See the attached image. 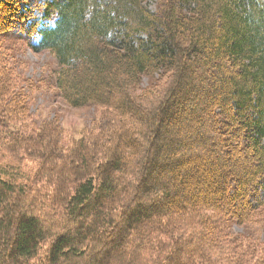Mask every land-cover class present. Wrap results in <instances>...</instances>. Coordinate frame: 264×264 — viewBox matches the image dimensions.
I'll use <instances>...</instances> for the list:
<instances>
[{"label": "trees", "instance_id": "obj_1", "mask_svg": "<svg viewBox=\"0 0 264 264\" xmlns=\"http://www.w3.org/2000/svg\"><path fill=\"white\" fill-rule=\"evenodd\" d=\"M0 264H264V0H0Z\"/></svg>", "mask_w": 264, "mask_h": 264}, {"label": "rangeland", "instance_id": "obj_2", "mask_svg": "<svg viewBox=\"0 0 264 264\" xmlns=\"http://www.w3.org/2000/svg\"><path fill=\"white\" fill-rule=\"evenodd\" d=\"M145 3L151 11L155 10L156 0H145ZM25 59L29 61L28 70L26 71L29 78H45L47 75L44 64L50 63V67H52L53 60L47 52L33 54L31 51H27ZM32 112L48 113L51 115L50 117L56 115L62 127L68 130V133L74 138L79 136V132L85 126H88L89 120L94 118L93 116L98 115V112L91 109L67 107L51 89L36 96V101L32 105ZM200 186L206 189L209 186V181L201 183Z\"/></svg>", "mask_w": 264, "mask_h": 264}]
</instances>
